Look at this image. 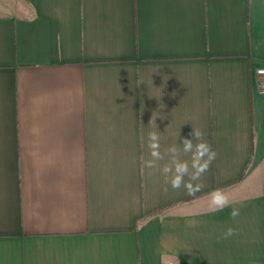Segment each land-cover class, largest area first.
Wrapping results in <instances>:
<instances>
[{
    "label": "crops",
    "instance_id": "0c3cea01",
    "mask_svg": "<svg viewBox=\"0 0 264 264\" xmlns=\"http://www.w3.org/2000/svg\"><path fill=\"white\" fill-rule=\"evenodd\" d=\"M9 4L0 264H264V0ZM192 127L217 153L201 191L141 175L150 129L163 153Z\"/></svg>",
    "mask_w": 264,
    "mask_h": 264
},
{
    "label": "clouds",
    "instance_id": "9594fccd",
    "mask_svg": "<svg viewBox=\"0 0 264 264\" xmlns=\"http://www.w3.org/2000/svg\"><path fill=\"white\" fill-rule=\"evenodd\" d=\"M159 116L162 120L166 118L162 114ZM152 123L153 119L151 118L149 124L151 125ZM160 141V133L155 129H150L147 133V149L150 158L145 159L143 155L140 157L141 175L144 174L145 169L159 167L166 183L170 184L173 189L179 190L183 188L189 196H194L201 191L202 184L199 181L209 170L217 153L204 138V134L195 127H192L190 133L179 142L182 145L181 148L173 144L168 146L162 153ZM181 153L191 154L190 161L182 159ZM166 156L168 157L167 161L159 165L158 162L165 161ZM186 177L187 179H185ZM210 195L212 196V211H222L229 206L228 198L220 190H214ZM239 214V208L233 207L230 213L231 217L235 219ZM235 234L236 230L229 227L221 238L227 239Z\"/></svg>",
    "mask_w": 264,
    "mask_h": 264
},
{
    "label": "built area",
    "instance_id": "2783aa9c",
    "mask_svg": "<svg viewBox=\"0 0 264 264\" xmlns=\"http://www.w3.org/2000/svg\"><path fill=\"white\" fill-rule=\"evenodd\" d=\"M256 83L260 89L264 90V66L256 69Z\"/></svg>",
    "mask_w": 264,
    "mask_h": 264
},
{
    "label": "rangeland",
    "instance_id": "374dc122",
    "mask_svg": "<svg viewBox=\"0 0 264 264\" xmlns=\"http://www.w3.org/2000/svg\"><path fill=\"white\" fill-rule=\"evenodd\" d=\"M0 6L4 7V8L0 7V9L9 10V8H7V7H9L11 5L9 4V0H0Z\"/></svg>",
    "mask_w": 264,
    "mask_h": 264
}]
</instances>
